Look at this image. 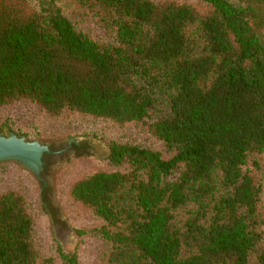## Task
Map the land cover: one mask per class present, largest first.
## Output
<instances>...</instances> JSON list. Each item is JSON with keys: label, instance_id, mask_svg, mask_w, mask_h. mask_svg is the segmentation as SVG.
I'll return each instance as SVG.
<instances>
[{"label": "trees", "instance_id": "obj_1", "mask_svg": "<svg viewBox=\"0 0 264 264\" xmlns=\"http://www.w3.org/2000/svg\"><path fill=\"white\" fill-rule=\"evenodd\" d=\"M76 1L75 20L0 0V130L83 114L156 142L109 139L65 184L100 264H264V0ZM39 204L54 216L45 190ZM55 244L26 193L0 186V264H82Z\"/></svg>", "mask_w": 264, "mask_h": 264}, {"label": "rangeland", "instance_id": "obj_2", "mask_svg": "<svg viewBox=\"0 0 264 264\" xmlns=\"http://www.w3.org/2000/svg\"><path fill=\"white\" fill-rule=\"evenodd\" d=\"M181 1H188L197 7H201L198 0ZM38 2L53 4L75 20L81 18V12L83 11V8L76 0H54V2H51V0H31L32 5L35 7H38ZM251 2L258 5V2L255 0H251ZM82 18L81 23L83 25L89 24L91 21V18L87 20L86 17ZM8 115L7 110H0V120ZM34 116L35 123H29L34 125L30 136L17 135H22L29 141H38L41 144L47 145V147L50 144L64 146L69 142L85 140L89 143V149L86 150L85 155L77 156L70 154L68 156L65 155V157H59L58 161L52 165V170L47 173L46 179L50 186L47 198L50 208L55 213L54 216L44 215L45 212L40 207L39 203L43 192L42 184H40L41 179H38L35 174L24 168L20 163L13 160L0 162V186L13 185L21 188L26 193L31 210L49 225L56 242L55 245L60 246L64 252L77 251L82 264H100L99 258L102 255L100 242L90 239L84 243L76 234V227L80 225L81 212L67 198L65 184L76 172L90 168L95 164L92 155H105L108 152L106 142L109 139L115 138L143 145H154L156 142L148 134L136 127L118 125L107 119L94 118L83 114L68 115L61 118L40 116L37 113ZM26 125L24 124L17 131L25 130ZM8 131L17 132L4 126L0 130V133L5 134ZM40 177L42 178L41 172ZM217 189V194L225 191L220 184H217ZM186 214V207L177 209L174 212L175 223L180 225L185 219ZM41 246L44 248V251H52L53 249L47 240H44Z\"/></svg>", "mask_w": 264, "mask_h": 264}, {"label": "water", "instance_id": "obj_3", "mask_svg": "<svg viewBox=\"0 0 264 264\" xmlns=\"http://www.w3.org/2000/svg\"><path fill=\"white\" fill-rule=\"evenodd\" d=\"M48 151L47 145L35 140L29 141L12 131L0 133V162L16 161L35 174L38 179H41L42 155Z\"/></svg>", "mask_w": 264, "mask_h": 264}, {"label": "flooded vegetation", "instance_id": "obj_4", "mask_svg": "<svg viewBox=\"0 0 264 264\" xmlns=\"http://www.w3.org/2000/svg\"><path fill=\"white\" fill-rule=\"evenodd\" d=\"M86 142V147L82 144ZM76 146V147H75ZM89 149V143L85 140H80L78 142H69L64 146L61 145H52L48 146V152H44L42 155V171H41V182L42 190H45V196H49L50 186L48 180L46 179L47 173L52 170V165L56 163L59 157H65L68 155H77L79 152Z\"/></svg>", "mask_w": 264, "mask_h": 264}]
</instances>
